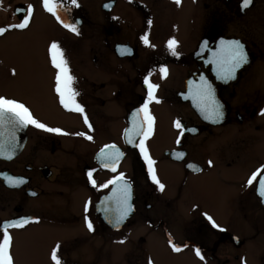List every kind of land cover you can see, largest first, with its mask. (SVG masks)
Wrapping results in <instances>:
<instances>
[{"label":"flooded vegetation","instance_id":"flooded-vegetation-1","mask_svg":"<svg viewBox=\"0 0 264 264\" xmlns=\"http://www.w3.org/2000/svg\"><path fill=\"white\" fill-rule=\"evenodd\" d=\"M109 1L115 5L108 14L107 39L100 42L98 49L91 50L90 65H76L73 53L76 49L72 47L69 52L68 39L65 43L64 54L75 77L73 87L80 93L77 100L84 106L92 130L79 113L69 112L59 104L54 91L56 70L49 61L47 41L43 54L49 65L29 88L33 91L29 93V108L33 112L32 100L44 117L38 118L41 122L59 127L69 135L29 126L22 151L10 160L0 159V223L20 217L34 221L23 228L10 229L15 264H53L51 251L57 244L62 264H147L149 260L158 264L162 260L169 262L170 256L184 255L193 264H264V204L257 192L258 181L246 187L251 173L264 165V115H260L264 109V0H253L243 11L240 0H181L179 6L174 0ZM33 3L29 0L10 5L7 8L13 20L10 24L21 20L13 14L16 7L25 8L28 4L37 7ZM3 7L0 5V9ZM121 9H127L128 15ZM64 14L69 22L81 19L79 29L85 26L83 16L75 14V7ZM48 18L68 31L54 17ZM129 19L137 22V32L126 26ZM35 20L36 15L30 27ZM7 21L8 17H1L0 27L7 26ZM145 33L155 47L140 40ZM170 38L178 41L179 57L167 50ZM224 38L241 40L249 54V63L227 83L217 81L213 65L206 63L207 51L197 55L203 41L207 40L214 49ZM15 41L16 48L28 50V55L31 47L33 50V38ZM117 46H127L131 54L120 55ZM161 65L168 69L165 78H161L158 70ZM12 70L0 69L3 85L8 86L0 95L19 100L12 94L17 91L19 72L15 70L13 76ZM149 72L150 82L159 85L155 95L161 102L149 105L156 123L154 135L146 143L157 162L155 168L165 185L163 191L151 182L138 149L128 145L123 135L130 127L131 112L146 97L143 80ZM201 76L220 88L222 111L224 116L227 114L220 125L203 122L193 110L192 99L188 97L189 82L199 83ZM160 108L172 117L165 120L164 126ZM93 109H98L99 114L93 113ZM116 115L119 117L115 118ZM176 119L186 129H196L186 131L179 145L175 143L178 130L173 126ZM77 132H85L93 140L75 135ZM113 143L125 154L118 171L125 174L133 188V214L118 228L108 222L103 211L105 207H114V203L101 204L105 196L111 195V186L98 190L87 178L90 169H95L93 179L97 185L114 175L101 168L96 159L105 144ZM232 146L240 165L226 162L224 155ZM177 151L185 153L183 159L174 157ZM188 164H195L200 170L194 171ZM4 173L22 177L26 183L9 186ZM216 181L235 188L230 209L209 210L207 204L198 203L211 200L208 185ZM88 201L91 203L85 213ZM205 213L224 231L213 228ZM85 215L93 223V231L88 230ZM107 215L111 217L112 213ZM169 236L178 246L188 247L173 252ZM156 237L163 250L151 249ZM121 240L124 243H119ZM132 247L133 252H123ZM194 247L201 249L203 261L195 255ZM29 252L33 254L31 261Z\"/></svg>","mask_w":264,"mask_h":264},{"label":"snow or ice","instance_id":"snow-or-ice-1","mask_svg":"<svg viewBox=\"0 0 264 264\" xmlns=\"http://www.w3.org/2000/svg\"><path fill=\"white\" fill-rule=\"evenodd\" d=\"M174 2L179 6L181 0H174ZM252 3L253 0H240V10L243 11L249 8ZM42 7L65 29L76 35L80 34L78 28L79 21L69 22L62 18V13L70 12L72 7H79L77 0H42ZM105 7H110V4H105ZM15 11L18 14H21L20 22L0 27V36L5 35L11 30H27L30 27L34 12L33 6L28 5L26 8H17ZM113 19L116 18L114 17ZM147 23L150 26L152 21L149 20ZM140 40L148 47H155L150 43L147 33L140 36ZM166 47L172 56L179 57V53L176 50L178 47V41L175 38H170L167 41ZM117 51L120 55L131 54V50L126 46L118 47ZM205 51L208 53L206 63L213 65L216 78L225 83L234 80L237 71L249 63V54L246 51L245 44L236 38L220 39L218 45H216L214 49L210 47L208 41L205 40L203 41L200 52L197 53V55H202ZM48 55L52 67L56 70L54 91L58 97L59 104L69 112L79 113L83 117L84 124L91 131L92 124L89 122L88 116L85 113V108L77 100L80 93L73 87L75 77L71 74L69 62L65 57L64 50L57 41L53 40L50 43L48 47ZM158 70L161 74V78L167 76L168 69L166 66L161 65ZM12 75H16L15 69L12 70ZM151 75L152 73L149 72L148 75L144 77L143 83L146 86V97L142 104L131 112L130 127L124 130L123 135L128 145L138 149L151 182L157 186L159 191H163L165 185L161 183L157 176L155 168L157 162L152 158L146 143L154 135L156 123L149 105L153 102L157 104L161 102L155 95L159 85L150 82L149 77ZM188 97L193 100L204 119L216 123L223 118V106L216 99L215 90L205 77L201 76L199 83L189 82ZM260 115H264V109L260 110ZM29 126H33L34 128L43 130L47 133L64 136L69 135L68 132L59 127H50L48 124L41 122L34 116L30 108L20 100L0 95V157L8 160L13 158L16 149L19 147L17 133ZM173 126L178 130V135L175 141L177 145L181 143V139L186 131H196L194 128L186 129L179 119H176L173 122ZM75 135L84 137L89 141L93 140V137L85 132H77ZM124 155V152L114 143L105 144L99 150L96 159L100 167L114 173L110 179L102 184L97 185L96 180L93 179V172L95 169L87 171L88 181L93 188L99 190L107 189L111 186V195L105 196L101 201V204L114 203V207H105L103 211L106 213L108 222L117 228L134 210L131 203L132 183L126 178L123 172L118 171V166ZM173 155L176 159H183L185 153L177 151L174 152ZM208 163L211 165V161ZM187 167L194 171L200 170L195 164H188ZM3 177L5 182L12 187H18L19 185L26 183L24 178L9 176L7 173H4ZM257 181V192L262 202H264V165L251 173L246 182V187H251L254 182ZM33 195H35V193H33ZM90 203V201L85 203V213L88 212ZM108 213H112L111 217H108ZM204 215L213 228H219V225L216 224L211 216H208L206 213ZM31 222H34L33 218L20 217L0 223V264H15L12 254L13 237L10 229H20ZM35 222H38V220ZM85 223L89 231L94 230L93 223L88 219L87 215H85ZM219 230L224 231L223 228H219ZM119 243H124V241L121 240ZM168 243L172 251L176 253H179L183 248L188 247L187 244L178 246L173 242L171 236H169ZM59 249L60 245L57 244L51 251V260L53 261V264H62V259L58 256ZM194 253L201 261L205 259L199 247H194ZM147 264H152V261L149 260Z\"/></svg>","mask_w":264,"mask_h":264},{"label":"rangeland","instance_id":"rangeland-1","mask_svg":"<svg viewBox=\"0 0 264 264\" xmlns=\"http://www.w3.org/2000/svg\"><path fill=\"white\" fill-rule=\"evenodd\" d=\"M28 1L29 0H0V5H4V7L0 9V16L3 18L8 17V21L5 24L9 25L11 22H13V20L10 18L9 11H7V8L15 3H27ZM30 1L36 3L35 5L37 6L38 10L36 20L30 29L23 34L7 32L5 35L0 36V69L5 67L9 70L15 69L19 72L18 79L15 82L17 91L12 92V94L17 95L19 100L24 101L28 107H30V102L28 101L29 93L33 94V91L30 92L29 88L34 86L33 82H36L38 79H40V71L44 70L46 65H49L43 54L44 47H46L45 42L48 41V44L50 45L53 40L57 41L65 53V43L68 39L67 50L70 52L72 47L76 49L73 51L78 61V64L76 65H90L92 59L91 50L98 49L100 47V42L107 39L106 32L108 29V18L110 17L105 13L102 14L100 11V4L108 0H86L90 4L89 5L88 3L84 2V8L88 7L87 9H83V7L78 9L75 7V14L84 16L83 21L85 25L83 28L81 27L79 29L80 34L76 35L73 32L69 30L66 31L60 27L59 30L58 26L40 11L39 0ZM79 1L82 0H77L78 3H80ZM123 6L124 5H122L121 8ZM121 11L124 15H128L129 13L127 9H121ZM95 12H97L98 15ZM14 21L16 22L17 20ZM128 22L130 23L126 24V26L131 31L137 32L136 28H139L137 22L131 19H129ZM120 24L125 26L122 20H120ZM23 37L33 38L34 46L33 50L31 47V53L29 55L28 50L23 48L19 50L16 48L17 41L15 40L21 39ZM69 55L72 54L69 53ZM0 74V93H3L8 90V86L3 85V81L1 80V71ZM31 103L34 106H32V110L35 116L40 119L44 118L40 113L38 105H36V103H34L32 100ZM95 112H98L99 114L98 109H93V113ZM118 117L119 115L115 116V118ZM166 119L172 120V117L166 115L165 111L160 108V121L162 126H164ZM224 156L228 164L233 166L240 165V162H237L236 160L234 146L229 147ZM208 188L211 192V200H198L200 205L202 203L207 204L206 209L209 210L230 209L232 199L236 195V190L233 186L225 185L223 183H219V181H216L210 182ZM181 202L183 203L184 201H180V203ZM151 249L153 251H156L157 249L163 250V246L157 237L152 240ZM130 251L133 252L134 247L123 252ZM154 257L156 258L155 254ZM28 259L29 261L33 259V254L31 252L28 253ZM158 264H193V262L188 258V256L184 255L181 257L170 256L169 262L162 260Z\"/></svg>","mask_w":264,"mask_h":264},{"label":"water","instance_id":"water-1","mask_svg":"<svg viewBox=\"0 0 264 264\" xmlns=\"http://www.w3.org/2000/svg\"><path fill=\"white\" fill-rule=\"evenodd\" d=\"M214 90H215V96L217 97V100L220 102V101H221V99H220V97H219L220 88H216V89H214ZM197 109H198V108H197ZM198 110H199V109H198ZM25 129H26V128H25ZM25 129H22L21 131H19V132L17 133V137H19L20 142H22L23 138H25V136H24Z\"/></svg>","mask_w":264,"mask_h":264},{"label":"bare ground","instance_id":"bare-ground-1","mask_svg":"<svg viewBox=\"0 0 264 264\" xmlns=\"http://www.w3.org/2000/svg\"><path fill=\"white\" fill-rule=\"evenodd\" d=\"M27 32V31H26Z\"/></svg>","mask_w":264,"mask_h":264}]
</instances>
